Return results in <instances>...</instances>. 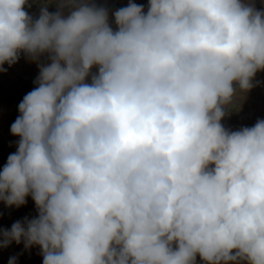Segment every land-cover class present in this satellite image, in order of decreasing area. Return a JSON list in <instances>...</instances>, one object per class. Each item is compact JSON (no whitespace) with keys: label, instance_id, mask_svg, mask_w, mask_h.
Here are the masks:
<instances>
[{"label":"clouds","instance_id":"1","mask_svg":"<svg viewBox=\"0 0 264 264\" xmlns=\"http://www.w3.org/2000/svg\"><path fill=\"white\" fill-rule=\"evenodd\" d=\"M34 4L0 0V73L39 70L0 171V202L37 213L0 227V249L23 244L8 264L33 247L42 264H264V119L222 123L264 84V7Z\"/></svg>","mask_w":264,"mask_h":264},{"label":"crops","instance_id":"2","mask_svg":"<svg viewBox=\"0 0 264 264\" xmlns=\"http://www.w3.org/2000/svg\"><path fill=\"white\" fill-rule=\"evenodd\" d=\"M98 5H106L111 11L117 8L126 6L129 0H93ZM137 4L145 5L147 9L148 0H132ZM257 8L264 7L261 0H255ZM46 3V0H41V4H34L29 11V14L38 16L39 7ZM49 11H56L55 2L49 6ZM110 11V20H111ZM6 73H0V171L3 165L7 162V157L10 153L16 151V141L18 137L10 134V126L19 115L18 104L23 96L31 91L36 85L33 83L38 75L36 64L28 62L23 56L13 66L8 67ZM95 71V69H93ZM256 79L264 81V72L257 74ZM241 105L239 111H233L226 116L222 123L226 128L236 130L242 126L251 127L257 119H264V84L254 87L245 100L237 101ZM36 208L31 197H27L26 205L20 208H9L0 202V227L10 228L11 224L17 220H22L24 217L35 216ZM23 244L16 245L13 243L6 249H0V264H8L9 257L21 253ZM17 264H42V256L39 254V248L33 247L30 252H24L19 255ZM197 264H203L197 256Z\"/></svg>","mask_w":264,"mask_h":264}]
</instances>
